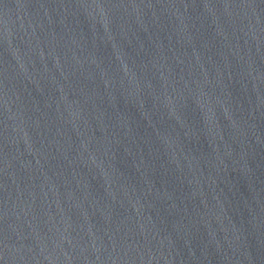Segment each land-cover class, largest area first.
Instances as JSON below:
<instances>
[{"label":"water","instance_id":"1","mask_svg":"<svg viewBox=\"0 0 264 264\" xmlns=\"http://www.w3.org/2000/svg\"><path fill=\"white\" fill-rule=\"evenodd\" d=\"M0 264H264V0H0Z\"/></svg>","mask_w":264,"mask_h":264}]
</instances>
